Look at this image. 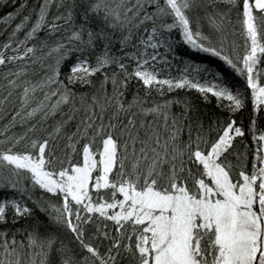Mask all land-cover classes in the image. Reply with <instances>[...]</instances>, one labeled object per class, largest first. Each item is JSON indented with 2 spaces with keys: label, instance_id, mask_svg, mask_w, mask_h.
Instances as JSON below:
<instances>
[{
  "label": "snow or ice",
  "instance_id": "obj_1",
  "mask_svg": "<svg viewBox=\"0 0 264 264\" xmlns=\"http://www.w3.org/2000/svg\"><path fill=\"white\" fill-rule=\"evenodd\" d=\"M177 37L222 67L173 75ZM0 264H264V0H37L0 41Z\"/></svg>",
  "mask_w": 264,
  "mask_h": 264
},
{
  "label": "trees",
  "instance_id": "obj_2",
  "mask_svg": "<svg viewBox=\"0 0 264 264\" xmlns=\"http://www.w3.org/2000/svg\"><path fill=\"white\" fill-rule=\"evenodd\" d=\"M36 3L37 0H0V17H4L6 13L9 12L13 13V17L8 24L0 21V41H3L7 37L14 24L18 22L24 14L32 12ZM20 35L22 36L23 32H21ZM176 55L178 59L176 62H174L171 69L173 75H175L180 70L184 59L191 60L194 64L199 63L208 64L212 67H222V61H219L218 58L213 57L210 54L191 49L190 47L180 43L178 37ZM169 59L171 60V56H169ZM192 95L195 96L196 93L193 92ZM205 111L210 115L212 111V105L209 104L205 108Z\"/></svg>",
  "mask_w": 264,
  "mask_h": 264
}]
</instances>
